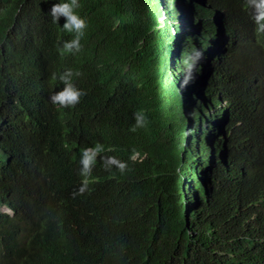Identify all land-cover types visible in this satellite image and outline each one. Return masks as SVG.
Returning a JSON list of instances; mask_svg holds the SVG:
<instances>
[{
	"label": "trees",
	"instance_id": "obj_1",
	"mask_svg": "<svg viewBox=\"0 0 264 264\" xmlns=\"http://www.w3.org/2000/svg\"><path fill=\"white\" fill-rule=\"evenodd\" d=\"M177 1L165 0L168 20L201 11L199 0ZM125 2L120 26L118 0L62 8L81 39L72 81L82 100L65 116L54 59L31 33L53 24L42 1L0 5V264H264V50L246 34L248 13L214 0L233 41L216 21L176 24V38L152 0ZM177 44L158 119L165 156L139 61H165ZM80 159L110 181L96 201L97 188L80 193L73 178Z\"/></svg>",
	"mask_w": 264,
	"mask_h": 264
},
{
	"label": "clouds",
	"instance_id": "obj_2",
	"mask_svg": "<svg viewBox=\"0 0 264 264\" xmlns=\"http://www.w3.org/2000/svg\"><path fill=\"white\" fill-rule=\"evenodd\" d=\"M41 1H42V12L44 15L45 13L48 15L45 16L46 20L49 17L50 20H52L53 24L50 28L45 30L48 23L44 24L43 22L38 30H31V33L34 39L38 41L44 47V49L50 54V56L53 57L54 59L53 66L50 70V74L52 73L55 76L54 80L51 79L54 85V92H53L54 105L56 106V109L61 111V115L65 116L66 114H64L61 108H67L69 111H73L78 107V104L82 100L81 96L77 94L76 89L78 87L72 81V77L74 75H78V69L76 67L75 60H73L72 53L73 51H76L81 45V39L77 40L75 37L72 36L73 28L71 27V23H70L71 19H69L67 15H64L63 17V14L61 12L65 3L74 7L72 4V0H41ZM122 1L118 0V12L115 15V21L117 26H120L121 23L120 16H121V11H123ZM199 1L202 6L200 7L201 11L199 12L192 11L189 14L184 15L183 17L177 20H168V16H170L172 12L175 16V13L173 9H168L166 7L165 0H152L153 3L151 6L153 7L155 4L159 6V13H160L159 22L165 23L167 21L168 25L171 26V31L174 32L176 38L178 37V33L175 28L176 24H178L181 27L182 25H186L190 27L195 23H201L204 21H216L221 25V28L223 29L222 34L225 41L232 42L236 32L234 31L227 32L225 30L227 26H223L222 24H226V25H230V24L226 23L223 20V17L221 16L222 13L217 9H215L214 0H199ZM5 2L6 0H0V5H3ZM237 2H239L240 6L248 13V18L246 19L247 29H245L247 36L252 38L256 46H259L264 50V0H237ZM177 3L178 5H181L182 1L178 0ZM124 9H126L125 0H124ZM160 30L161 29H158V31ZM189 31L190 30H187V32ZM151 34L152 32L150 31L148 32V34L142 35L143 37L142 42H144V39L155 40ZM68 35L71 36V39L68 38ZM181 41H183V39ZM174 47H175L174 50L171 53H169V57L165 61L162 59V57H158L156 58V60L150 59L152 63L144 62L141 64L139 61V65H141V67L139 68H144L142 72L144 73L146 80H148L147 82L150 83L148 84L149 97H150V114H151L152 126L154 131H156V129L158 128H161V126L159 125L160 120L158 122H156L155 120L154 111L159 110L162 114L164 113V111H166L169 102L170 86L173 82V78L176 73V67H175L176 55H173V52H175L176 50L180 51L181 46L177 44ZM162 49L166 50L163 47ZM138 50L141 49L140 48L135 50L131 49V56L133 57V59L135 58V56H140L139 53H137ZM166 52L168 51L166 50ZM142 59L144 60V58H141V60ZM164 70L167 71V80H168L167 88L169 85V89H167L166 93L162 95L160 94L161 91L155 92V84L157 82L156 78L162 79L160 73L164 72ZM91 153H92L91 148L84 151V154L86 156H90ZM137 157L138 154L134 156L135 159ZM88 165H89V161H84L80 159V163H79L80 173L79 175L74 173L73 178H77L78 185L82 187L79 190L80 193H83L85 190L95 186L97 188L96 199H95L96 201L98 198L97 196H99L101 191H103L107 187V184L110 181L108 180L106 182L99 181L98 183V180L91 178L92 174L90 170L88 171V173H86ZM4 213L9 216H13V212L9 208H4ZM61 234H62V228H59V231L56 236H60Z\"/></svg>",
	"mask_w": 264,
	"mask_h": 264
},
{
	"label": "rangeland",
	"instance_id": "obj_3",
	"mask_svg": "<svg viewBox=\"0 0 264 264\" xmlns=\"http://www.w3.org/2000/svg\"><path fill=\"white\" fill-rule=\"evenodd\" d=\"M136 4V6H138V4L136 2H133ZM152 16H160V13H159V6L157 4H155L153 6V11H152ZM170 16H174L173 12L170 14ZM147 71V69H146ZM159 74V73H158ZM161 74V73H160ZM157 79V78H156ZM159 91L162 90V85L159 84ZM160 111L157 110V111H154V116H155V120L156 122H158L159 118H160ZM158 141L160 143V146H161V153L165 156H167V153H166V141H165V131H164V127H161L160 131L158 130ZM170 163L169 164H172L171 161H169Z\"/></svg>",
	"mask_w": 264,
	"mask_h": 264
},
{
	"label": "bare ground",
	"instance_id": "obj_4",
	"mask_svg": "<svg viewBox=\"0 0 264 264\" xmlns=\"http://www.w3.org/2000/svg\"><path fill=\"white\" fill-rule=\"evenodd\" d=\"M181 191V190H180Z\"/></svg>",
	"mask_w": 264,
	"mask_h": 264
}]
</instances>
